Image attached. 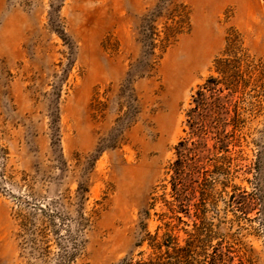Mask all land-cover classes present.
I'll use <instances>...</instances> for the list:
<instances>
[{
    "label": "rangeland",
    "instance_id": "obj_1",
    "mask_svg": "<svg viewBox=\"0 0 264 264\" xmlns=\"http://www.w3.org/2000/svg\"><path fill=\"white\" fill-rule=\"evenodd\" d=\"M169 2L0 0V264L145 261L169 224L185 243L194 201L170 210L175 183L194 184L174 179L180 143L206 169L224 154L190 133L194 95L227 49L264 59V0ZM179 3L190 24L150 62V19ZM243 131L231 149L247 160L201 185L205 219L236 264H264V114Z\"/></svg>",
    "mask_w": 264,
    "mask_h": 264
},
{
    "label": "trees",
    "instance_id": "obj_2",
    "mask_svg": "<svg viewBox=\"0 0 264 264\" xmlns=\"http://www.w3.org/2000/svg\"><path fill=\"white\" fill-rule=\"evenodd\" d=\"M168 1L170 5L175 3V0ZM166 9L167 13L160 11L157 15H152L149 32L142 37L150 62L157 56V49L165 53L185 32V26L190 24L189 11L183 3ZM161 17L166 18L162 30L156 24ZM237 44L238 39H232L231 47ZM152 67L150 63V68ZM215 70L219 76H210L194 95V106L189 111L188 123L191 127L190 133L201 140L212 134L216 141L215 148L224 154L216 158L208 157L207 161L213 169H206L202 166L203 162L197 161L198 156H194L198 153L188 152L191 149L183 140L180 143L181 148H178L179 159L173 166L176 181L179 182V177L185 178L190 174L194 184L189 185L185 181L175 183L176 202H171L170 210L176 212L180 208L190 214L188 202L191 204L194 201V227L191 231H186L188 237L184 244L176 233V225L169 224L168 231L162 237L158 233H149L148 240L154 250L153 256L145 261L125 264H236L231 247H225L223 240L214 244L217 235L213 226L205 219V197L208 193L201 185L208 181L211 172L226 175L228 178L241 161L247 160L242 149L233 152L231 145L234 148L241 147L247 120L264 114V59L257 60L245 49H227L222 57L215 60ZM214 128H218L216 133ZM200 144L199 141L195 142L197 147ZM224 185L227 186L226 183ZM235 188L231 195L232 205L236 204L239 208L237 210L246 212L247 203L244 197L248 196V191ZM199 192L201 196H198Z\"/></svg>",
    "mask_w": 264,
    "mask_h": 264
}]
</instances>
